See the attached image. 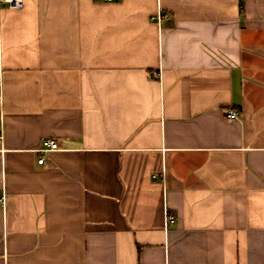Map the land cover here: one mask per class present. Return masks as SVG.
Here are the masks:
<instances>
[{
	"label": "crops",
	"instance_id": "obj_1",
	"mask_svg": "<svg viewBox=\"0 0 264 264\" xmlns=\"http://www.w3.org/2000/svg\"><path fill=\"white\" fill-rule=\"evenodd\" d=\"M0 81V264H264V0L0 5Z\"/></svg>",
	"mask_w": 264,
	"mask_h": 264
},
{
	"label": "built area",
	"instance_id": "obj_2",
	"mask_svg": "<svg viewBox=\"0 0 264 264\" xmlns=\"http://www.w3.org/2000/svg\"><path fill=\"white\" fill-rule=\"evenodd\" d=\"M106 2H113L114 0H104ZM0 5L3 7H6L8 9H22L25 5V0H0ZM153 20H161L162 16L158 15V17L152 18ZM2 91V84L0 81V93ZM238 117V113L236 111H230L228 113V118L230 120H235ZM3 139L2 136H0V144H2ZM59 145L51 140H45L43 142L42 152H53L58 151ZM40 166H46L45 160L41 159L39 160ZM7 205V198L6 196H2L0 199V208L3 210L6 209ZM176 223V217L168 212V210L165 211V228H167L170 225H173Z\"/></svg>",
	"mask_w": 264,
	"mask_h": 264
}]
</instances>
